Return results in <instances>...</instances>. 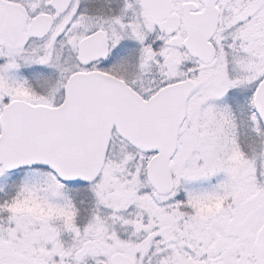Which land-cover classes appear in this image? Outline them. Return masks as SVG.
Here are the masks:
<instances>
[{
    "label": "snow or ice",
    "instance_id": "1",
    "mask_svg": "<svg viewBox=\"0 0 264 264\" xmlns=\"http://www.w3.org/2000/svg\"><path fill=\"white\" fill-rule=\"evenodd\" d=\"M0 264H264V0H0Z\"/></svg>",
    "mask_w": 264,
    "mask_h": 264
}]
</instances>
